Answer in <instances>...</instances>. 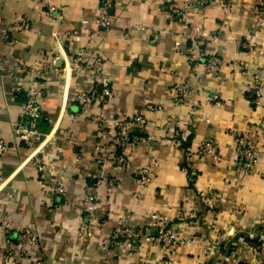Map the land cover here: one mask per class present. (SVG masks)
Masks as SVG:
<instances>
[{"label": "crops", "instance_id": "crops-1", "mask_svg": "<svg viewBox=\"0 0 264 264\" xmlns=\"http://www.w3.org/2000/svg\"><path fill=\"white\" fill-rule=\"evenodd\" d=\"M111 1L113 24L91 45V54L105 63L101 79L94 80L84 72L75 76L71 72L66 79L63 52L72 56L70 34L87 35L89 28L82 21L95 16L100 0H0V60L6 61L5 72H0V135L9 149L0 161L4 180L0 214L16 228L34 225L40 230V242L29 252L43 264L251 263L241 242L259 247L254 264H264V87L254 88L260 93L258 98L253 90L248 91L254 74L264 68V26L256 16L264 0H238L232 15L216 8L193 10L186 16L184 30L161 15L166 3L181 0ZM50 7L56 10L51 12ZM21 17L29 20L31 29L12 46L1 36L5 32L10 36L13 23ZM197 29L219 38L214 44L197 46L192 42ZM175 42L180 43L178 51ZM83 43L74 44L73 49ZM242 44L250 45L251 51ZM211 55L220 57L224 65L208 74L199 62ZM49 57L55 61L52 68L33 71ZM57 61L61 63L57 65ZM99 80L107 81L113 98L81 107L76 96L91 88L101 90ZM180 83L187 84L192 93L184 106L176 107L172 105L173 87ZM33 84L42 93L40 137H48L41 156L63 169L65 196L54 209L46 205L52 177L40 174L29 158L41 138L29 147L12 131L26 101L24 89H16ZM212 97L221 104L210 102ZM147 105L161 111L150 113ZM100 114L109 120L144 116L156 122L144 128L154 141L151 153L138 151L133 169L112 173L117 188L110 193L97 190V222L89 236L80 239L82 227L92 221L82 199L88 192L94 193L97 168L76 157L91 152ZM174 131L187 137L182 147L172 140ZM243 136L261 151L257 166L246 177L234 165L236 140ZM207 139L215 141L220 160L216 164L198 162L196 177L190 180L182 170V150L195 149ZM148 162L154 164L152 181L136 197L134 170ZM195 193L214 194L218 203L206 207ZM232 205L239 207V214L232 211ZM193 211L197 213L192 229L196 244L165 255L150 239L149 214L156 212L174 221L178 212ZM122 219L142 230L140 250L130 253L124 246L101 249L102 241L110 239ZM7 248L6 234L0 229V264H8ZM206 249L208 253H204Z\"/></svg>", "mask_w": 264, "mask_h": 264}, {"label": "built area", "instance_id": "built-area-1", "mask_svg": "<svg viewBox=\"0 0 264 264\" xmlns=\"http://www.w3.org/2000/svg\"><path fill=\"white\" fill-rule=\"evenodd\" d=\"M238 0H181L180 2H168L161 10V15L167 18L170 22L180 25L182 30L186 29V16L193 10H209L216 8L224 15H232ZM113 2L111 0H100L95 16L91 20H84L82 24L88 26L89 31L85 37L77 34H70L68 36L69 51L72 56L69 58L63 52L64 56V74L66 79L69 73L73 72L74 76L78 73H86L91 79H101L104 69V60L97 54H91L92 47L100 36L107 32L112 24L113 17L111 15L113 9ZM55 8L50 7L53 12ZM57 19H61L55 15ZM260 26H264V7L259 9L256 13ZM31 29V23L25 17H21L12 25L10 36L5 32L1 36L3 41H8L10 45L16 46L19 44L21 35L27 33ZM219 35L205 36L199 29L195 32V37L192 42L195 45L204 46V43L214 44L218 40ZM84 40L82 45H78L73 49L74 44L80 43ZM61 48V46H60ZM242 48L251 51V46L242 44ZM174 49H180V43L175 42ZM196 49V48H195ZM199 53L201 49H196ZM54 58L49 57L40 63L39 67L33 69L37 73H42L54 66ZM5 60H0V72H5ZM224 65V61L218 56H208L202 58L199 66L208 74L215 73L220 66ZM31 70V73H34ZM76 73V74H75ZM192 77V76H190ZM252 91L256 97L260 96L258 91H254L257 85L264 87V68L257 71L253 76ZM67 83V82H66ZM102 87L101 90L91 88L85 92H80L76 96V100L81 107H87L100 102H107L113 98L112 91L108 88L107 81L99 80ZM24 89L26 93V101L20 106V121L12 126L13 133L17 138L27 145L32 146L37 142L30 154L35 167L40 174L46 175L50 178V188L46 197V205L50 209L59 207L60 201L65 196V185L63 179V169L55 163H49L41 156V150L48 141V137H40L39 122L42 119V93L41 87L31 85L28 87L18 86ZM192 93L191 88L184 83L176 84L173 87L172 105L176 107L184 106ZM210 102L219 106L221 103L216 97L209 99ZM146 109L150 113H158L161 108L158 106L147 105ZM156 122H149L144 116L134 115L119 120H109L105 114H100L96 120L95 128L97 134V141L92 146V150L87 155H79L77 158L80 162H87L97 168L96 176L94 177L93 192H88L83 197V207L85 212L92 218L89 226H84L78 234V238L83 239L89 236L90 228L95 224L98 214V205L95 195L98 189L104 188L106 193H110L114 188L118 187L117 178L114 173L128 171L133 169V162L136 160L137 153L140 149H145L147 154L152 151V142L154 141L151 135H145L144 128L148 124L154 126ZM174 143L182 147L187 143V137L180 132L174 131L171 135ZM236 161L234 163L236 169L241 176L246 177L250 175L257 166L261 157L260 149L246 136L238 137L236 140ZM9 149L7 143L0 135V161L7 155ZM184 159L182 161V170L192 180L196 177V166L198 162H205L209 164H216L220 160L218 147L214 140L207 139L202 141L195 149L185 148L182 150ZM153 163H147L144 167L136 168L134 170V182L137 187L136 197H139L144 190L150 185L153 178ZM106 171L110 174H104ZM113 173V174H112ZM58 176V177H57ZM264 178V173L262 174ZM4 185L3 176L0 170V191ZM196 199L206 207H214L218 203V197L214 194L201 195L195 193ZM232 211L239 214V207L232 205ZM197 213L195 211L185 214L178 212L174 221H171L167 216L152 212L149 214L147 229L152 231L153 242L162 250L165 255L171 254L172 251L178 248L193 247L197 242V237L192 231L193 225L196 223ZM0 229L6 234V261L8 264H43V262L35 258L29 252V249L36 247L41 239L40 230L34 225H27L22 228H16L7 217L0 214ZM8 234H13L9 236ZM142 237L144 234L141 229H138L126 221L119 220L116 228L109 240L102 241L101 249L105 250L109 246L126 247L130 253L137 252L141 248ZM246 246L249 253L251 263L254 264L255 256L258 255L259 247L250 243L241 242ZM208 249L204 253H208Z\"/></svg>", "mask_w": 264, "mask_h": 264}, {"label": "water", "instance_id": "water-1", "mask_svg": "<svg viewBox=\"0 0 264 264\" xmlns=\"http://www.w3.org/2000/svg\"><path fill=\"white\" fill-rule=\"evenodd\" d=\"M60 63H61V61H57V65L60 64Z\"/></svg>", "mask_w": 264, "mask_h": 264}, {"label": "trees", "instance_id": "trees-1", "mask_svg": "<svg viewBox=\"0 0 264 264\" xmlns=\"http://www.w3.org/2000/svg\"><path fill=\"white\" fill-rule=\"evenodd\" d=\"M186 146H187V145H186ZM186 146H185V147H186ZM182 166H183V165H182Z\"/></svg>", "mask_w": 264, "mask_h": 264}]
</instances>
